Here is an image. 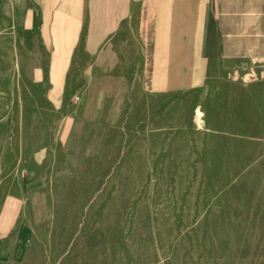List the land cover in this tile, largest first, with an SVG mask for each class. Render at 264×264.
I'll return each instance as SVG.
<instances>
[{"label": "rangeland", "instance_id": "374dc122", "mask_svg": "<svg viewBox=\"0 0 264 264\" xmlns=\"http://www.w3.org/2000/svg\"><path fill=\"white\" fill-rule=\"evenodd\" d=\"M99 2L0 0V234L18 229L15 264H264V68L101 103Z\"/></svg>", "mask_w": 264, "mask_h": 264}, {"label": "crops", "instance_id": "0c3cea01", "mask_svg": "<svg viewBox=\"0 0 264 264\" xmlns=\"http://www.w3.org/2000/svg\"><path fill=\"white\" fill-rule=\"evenodd\" d=\"M99 28L101 103L245 85L253 65L264 68V0H100ZM12 229L0 234L1 247L14 238L0 264L20 261Z\"/></svg>", "mask_w": 264, "mask_h": 264}]
</instances>
